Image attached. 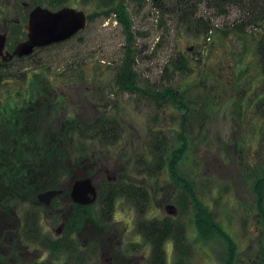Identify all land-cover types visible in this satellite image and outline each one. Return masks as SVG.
I'll return each mask as SVG.
<instances>
[{
	"label": "rangeland",
	"instance_id": "1",
	"mask_svg": "<svg viewBox=\"0 0 264 264\" xmlns=\"http://www.w3.org/2000/svg\"><path fill=\"white\" fill-rule=\"evenodd\" d=\"M38 5L84 9L88 27L69 40L40 47L3 66L10 83L4 85L1 97L14 94L4 102L9 128L12 112L18 114L16 119L22 113H35L40 119L33 121L34 132L47 126V134L38 135L43 149L53 133L62 132L64 141L74 138L89 146L99 142L106 152H120L131 173H140L141 164L146 165L149 178L155 184L161 178L167 190L173 189L174 166L179 177L171 202L177 208L176 219L165 216L162 197L170 192L164 188L159 192V187L150 190L147 215L185 227L187 237L178 252L183 250L186 258L178 257L169 243L167 264H264V73L256 28L245 24L246 31L237 32L239 22H248L245 10L227 3L214 7L213 0H129L119 18L100 0H0V34L7 32L8 48L26 39L29 13ZM128 63L134 64L139 90L128 91L125 83L118 82ZM75 83L77 90L56 96V89ZM26 100L29 103L23 104ZM97 115L108 127L118 124L119 134L95 137ZM39 154L33 150L26 159L41 161ZM60 158L59 154L49 160L55 166L52 176L58 179L63 175ZM79 170L77 176L85 171ZM44 174L39 168L33 174L37 193L45 190ZM109 177L104 173L97 181L103 178L105 183ZM146 183L152 185L149 179ZM130 205L128 200L117 201L120 234L115 242H122L115 244L117 254L122 251L130 258L131 252L144 251L150 260L154 247L143 244L137 232L144 217L136 216ZM198 205L213 214L232 240L217 230L202 237L195 227ZM31 206L46 234L55 236L62 219L45 228L39 205L34 201L26 205ZM3 214L0 226L16 232L15 219ZM128 223L131 227L124 230ZM4 235L7 243L12 242L13 233ZM57 253L44 252L45 259L56 262L62 258Z\"/></svg>",
	"mask_w": 264,
	"mask_h": 264
},
{
	"label": "flooded vegetation",
	"instance_id": "2",
	"mask_svg": "<svg viewBox=\"0 0 264 264\" xmlns=\"http://www.w3.org/2000/svg\"><path fill=\"white\" fill-rule=\"evenodd\" d=\"M3 29L4 28H2V30ZM3 33L6 34V47L4 51L5 54L3 53L0 55V93L3 92L4 85L10 83L4 76L3 66L8 62L14 61L16 58H20L14 56L12 59H9V61L4 60L6 53H13L16 47L14 49L7 47L8 34L7 32ZM78 88L79 86L76 83L66 84L62 89H56V96H66L69 94L70 89L77 90ZM13 95L14 94H11L9 97ZM5 99L4 97H1L0 94V191L5 180L4 166L6 161L4 143H6V141L12 142L14 149L30 150L32 146L28 145V143H21V137L27 136V134H32L34 137L37 136V134H47L46 125L39 133L36 134V132H34L35 126H32L33 121L34 123L38 122L36 121L37 115L35 113H32L31 115L30 113L26 115L22 113L18 119H16L18 114L11 113L13 119L11 124L13 126L11 127L12 129L9 128V119L6 114V109L4 108ZM28 103L29 101L26 100L23 104ZM28 115H30V117L27 122H25V117ZM97 117L96 120L99 121V124H96V132L98 131L103 135L109 136H116L119 134L120 130L117 128L119 127L118 124L114 123L108 127L106 121L104 119L103 121L102 118H100L101 115H97ZM110 120L116 122L115 119ZM110 120L108 122H110ZM21 125L22 127H20ZM8 137H12L14 142L8 139ZM18 145L21 147L23 146L22 149L21 147H18ZM100 147L99 144H96L92 150L88 149L86 151L85 145L83 146L82 155L77 164L79 169L85 171H83V173L81 172L82 174L80 176H73L72 179H68L67 177L69 176H65L60 180L57 178H47L42 176L44 178H42L41 181H44L42 182V185L45 186V190L43 189L38 193L35 192L33 198L30 199V203H33L34 201L39 205V211L40 213H43V216L46 219L45 222L47 224L45 228H47L48 224H53L59 218L62 219L61 226L55 229V236L49 237L44 230V224L41 222L39 223L38 221L40 215L37 217L36 211L31 213L32 206L30 208L25 206L18 215L12 217L17 224L16 232L9 227H4L3 224L0 226V264H156L159 259H161V256H159L160 252H162L163 256L165 255L167 261L168 257L166 253L167 245L169 243L172 244L173 248L176 249L178 253V245L176 241L180 237V231L182 228L180 224L178 222L176 224L166 222L168 221V218L159 221L158 219L151 220L147 216L150 210L149 200L153 197V193L150 194V190L153 191L156 187H159V192L160 190L162 191L163 188L166 191V184L163 185V181L160 178L159 181H156V185L154 181L149 178L148 167L146 165L144 166V164H141L142 166L139 167L140 170L138 171H141L140 173H136L137 171L131 173L128 161L124 159V156H122L120 152H115V155L113 153L114 151L109 150L106 152ZM108 153L112 154L108 155ZM67 164L68 162L66 165ZM37 165L41 172H43L42 165ZM95 170H97L96 173ZM134 170H137V168H134ZM79 171L80 170H77V172ZM176 171V168L173 166L171 172H173L174 180L172 181V184L170 183L171 188L173 189L167 190L170 192L168 195L165 194V192L163 193L161 204L165 216L170 215L173 219H176L177 217V208L171 203L172 198L174 197L173 195L175 194L173 186L177 184L176 181L179 179L176 175ZM104 173L107 175L110 173L111 177H109L105 183H102L103 178L98 182L97 180L100 178V175H103ZM84 178L92 179V184L96 190L95 200L86 204L75 201L72 196L75 182ZM135 179H140V181ZM148 179L152 182L150 187L146 183ZM10 181L16 184L29 185L38 183L37 178L34 175L18 178L13 177ZM48 190H59L61 192L53 195L49 202L46 203L45 201L40 200L39 196L41 193ZM24 195L25 194L22 196ZM92 196L93 195H90V197ZM2 198L3 195L0 192V199ZM120 199L122 201H130L131 205L129 207L135 210V215L137 216V214L140 213V216L144 217V219H140L138 222L139 231L137 232L138 235L143 238V244L149 245L151 243L154 247V249L152 248L150 260H148V254H145L144 251L140 253L136 251L133 253L131 252L130 258H127L122 251H119L117 254V246L122 243L119 242V244L115 242V237L120 234L118 233L120 229L117 225L120 220H117L115 217L117 201ZM30 203L28 204L30 205ZM91 211L93 212V215L89 216ZM23 213L26 215L25 220L22 217ZM75 214H77V216ZM130 227L131 223H128L124 230H127ZM196 228L199 232L198 227ZM183 229L185 231L184 226ZM22 230L25 234H23ZM12 233V242L7 243L4 234L10 235ZM27 237L29 240H27ZM155 237H160L158 244L152 242V239ZM32 243H36L39 246L31 248ZM115 244H117V246H115ZM42 245L46 247V249L43 248ZM48 246H50L49 250ZM53 247L55 248V252L51 250ZM43 251L49 254L53 252L58 255L59 253L57 252L59 251L62 258H56V262H53L50 258L45 259ZM241 260L245 262V258H242Z\"/></svg>",
	"mask_w": 264,
	"mask_h": 264
},
{
	"label": "trees",
	"instance_id": "3",
	"mask_svg": "<svg viewBox=\"0 0 264 264\" xmlns=\"http://www.w3.org/2000/svg\"><path fill=\"white\" fill-rule=\"evenodd\" d=\"M104 6L108 7L110 13L113 12L121 18V14H125L123 9H126L127 6L124 4H127L129 0H100ZM214 7L221 8L224 6L225 3L229 5H239L243 10H245L247 14L248 22H239L237 27L238 33H244L246 31L245 24L246 25H253V27L256 28L255 30V39L257 40V55L259 59V63L262 67V71L264 73V0H213ZM107 3L108 5H106ZM111 4V5H109ZM116 5L118 7H116ZM116 7V9L114 8ZM122 9V10H120ZM125 16V15H123ZM127 20V17L124 18V20ZM246 19V18H245ZM123 20V19H122ZM123 20V21H124ZM125 22L127 23L128 20ZM254 28V29H255ZM127 67L123 71V76L119 75L118 82L125 83L124 88L128 91H136L141 89V87L137 86V78L136 73L134 71V64L128 63L126 65ZM182 70L183 67L180 66L178 70ZM190 72V70H189ZM136 85V86H135ZM175 97V96H174ZM13 113V112H12ZM40 119V118H38ZM71 128V127H70ZM55 132V131H54ZM95 137L101 138L104 137L103 134L99 132L94 133ZM94 139L96 140V138ZM65 136L62 135V132L60 134L53 133L51 137V141L47 142L48 145L46 148H42L41 145H39L38 142V134L37 136H32V134H27V136H23L20 138L21 143H28V145L32 146L30 150H18L14 149L13 143L6 141L5 144V161L6 164L4 166V183L2 185L1 193L3 195V198L0 199V212L4 213V216L7 217H13L19 214L20 211H22L26 204L30 203L33 198V194L35 192L37 193L38 189L35 188V184H16L10 181L13 177H28L32 176L34 172L38 169L37 164H41L43 166L42 170H45L47 173H43L44 177L47 178H56L58 179V176H52L55 173H52V170L55 167L51 164L49 161L51 157L58 156L60 154L61 162L59 163L60 166L63 168V175L59 177V180L61 178H64L65 176H71L76 175L78 168V160H80V156L82 155L83 146L84 143H80L77 139H68L67 141H64ZM43 138L41 137V140ZM11 140V139H10ZM12 141V140H11ZM45 142V138L43 139ZM41 141V142H43ZM45 142V143H47ZM37 143V146L35 147ZM99 143V142H97ZM97 143L89 146L85 145V150L88 149L92 150L94 145ZM25 144V145H26ZM18 147H21L18 145ZM23 147V146H22ZM21 147V149H22ZM38 147V149H37ZM35 148V149H34ZM14 150V151H13ZM36 150L39 154V157L43 160H34L26 159V154L31 151ZM66 161V162H65ZM35 162V163H34ZM68 164L66 165V163ZM175 162V160L173 161ZM30 166V167H29ZM77 176V175H76ZM37 184V183H36ZM25 194L24 196H22ZM29 197V198H26ZM204 206L198 205L197 207V217H196V224L198 227L199 232L201 233L202 237H210L211 235L216 232L223 235L227 240H232V237L230 234H228L223 228L220 227L218 223H215L213 214L207 213L206 209L203 208ZM26 216V215H25ZM215 231V232H214ZM160 237H155L152 239V242L154 244H158ZM186 240V234L183 228H181L180 231V237L177 239V248H180V244L184 243ZM156 250V249H155ZM156 256V255H155ZM159 256H161V259L156 264H167L165 255L163 256L162 252L159 253ZM158 256V257H159ZM184 252L181 250L178 252V257L181 259L186 258L183 257ZM176 259V258H175ZM231 261H233V258H230ZM179 262V258L176 259V263ZM181 264L183 262L181 261ZM232 264V263H231Z\"/></svg>",
	"mask_w": 264,
	"mask_h": 264
},
{
	"label": "water",
	"instance_id": "4",
	"mask_svg": "<svg viewBox=\"0 0 264 264\" xmlns=\"http://www.w3.org/2000/svg\"><path fill=\"white\" fill-rule=\"evenodd\" d=\"M88 13L84 9L64 6L58 10L38 5L30 13L27 23V38L17 44L13 53H6L4 60L14 56L26 57L36 49L55 43L64 42L80 34L88 27ZM6 34H0V55L5 51ZM5 54V53H4ZM92 179L84 178L75 182L72 196L80 203H91L95 200L96 190ZM59 190H48L40 194L39 199L46 203ZM90 195H93L90 197Z\"/></svg>",
	"mask_w": 264,
	"mask_h": 264
}]
</instances>
